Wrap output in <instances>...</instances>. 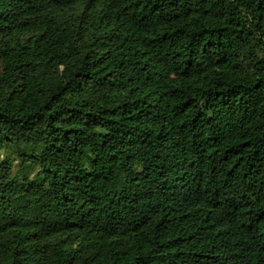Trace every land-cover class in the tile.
<instances>
[{
    "label": "trees",
    "instance_id": "16d2710c",
    "mask_svg": "<svg viewBox=\"0 0 264 264\" xmlns=\"http://www.w3.org/2000/svg\"><path fill=\"white\" fill-rule=\"evenodd\" d=\"M0 264H264V0H0Z\"/></svg>",
    "mask_w": 264,
    "mask_h": 264
}]
</instances>
